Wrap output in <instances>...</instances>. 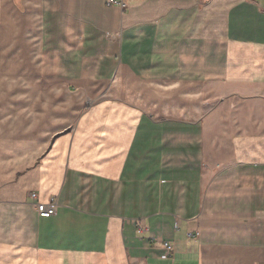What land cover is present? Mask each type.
<instances>
[{"label": "crops", "instance_id": "crops-1", "mask_svg": "<svg viewBox=\"0 0 264 264\" xmlns=\"http://www.w3.org/2000/svg\"><path fill=\"white\" fill-rule=\"evenodd\" d=\"M122 1L0 0V264H264V0Z\"/></svg>", "mask_w": 264, "mask_h": 264}, {"label": "built area", "instance_id": "built-area-1", "mask_svg": "<svg viewBox=\"0 0 264 264\" xmlns=\"http://www.w3.org/2000/svg\"><path fill=\"white\" fill-rule=\"evenodd\" d=\"M107 5L108 6H115L119 8L121 11L126 10V4L122 0H107ZM29 199L32 202V209L40 219H48L53 216H55L57 210H58V203L55 198H50L47 202L45 203H40L37 202V195L35 193H30L29 194ZM179 227V223L176 222L174 225L175 230H177ZM148 227L145 224L144 220H139L137 221L136 225V231L135 235L136 238L138 239H145L146 235L148 234ZM197 236V234H196ZM150 246L153 249H158V250H164L166 254H169L172 252L173 247L170 243L164 242L161 239H148Z\"/></svg>", "mask_w": 264, "mask_h": 264}]
</instances>
